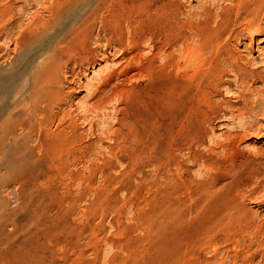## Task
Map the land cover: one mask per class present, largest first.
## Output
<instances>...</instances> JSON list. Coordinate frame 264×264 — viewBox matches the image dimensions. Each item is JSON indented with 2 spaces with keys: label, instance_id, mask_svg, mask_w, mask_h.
<instances>
[{
  "label": "rangeland",
  "instance_id": "1",
  "mask_svg": "<svg viewBox=\"0 0 264 264\" xmlns=\"http://www.w3.org/2000/svg\"><path fill=\"white\" fill-rule=\"evenodd\" d=\"M233 6L0 0V264H183V196L191 181L232 194V183L251 178L245 201L264 227V82L242 87L222 64L232 76L217 93L198 95L214 111L184 129L160 119L153 85L133 70L165 43L155 32L168 25L175 71L186 70L184 57L200 45L195 30L204 9L214 27ZM235 29L240 40L228 41L232 52L264 74V33ZM114 68L131 69V78L101 87L99 77ZM247 91H257L255 107L242 103ZM210 248L200 251L204 264L216 263ZM254 249L235 251L237 259Z\"/></svg>",
  "mask_w": 264,
  "mask_h": 264
},
{
  "label": "bare ground",
  "instance_id": "2",
  "mask_svg": "<svg viewBox=\"0 0 264 264\" xmlns=\"http://www.w3.org/2000/svg\"><path fill=\"white\" fill-rule=\"evenodd\" d=\"M233 4L234 6L228 12L218 15V23L214 27L210 25L211 10L204 9V23L195 30L200 42L199 48L184 57L183 62L189 64V68L181 72L175 71L173 61L175 30L172 27L174 26L168 25L162 31L158 29L155 32L156 37L160 35L165 37V43L163 41L159 46L152 48L150 51L152 57L146 60L142 66L140 65L139 70H133H135L137 77L138 74H143L153 85L151 86L150 96L153 97L155 102H158L156 103L155 112L160 119H167L171 123L181 122L184 129L186 127L190 129L193 120L197 119L198 121L199 115L214 111L210 101H201L198 95L204 94L207 90L209 94L217 93L219 85L226 81L223 77L232 76L233 74L235 81L242 82L241 86L248 82H264V74L255 72L256 70L249 71L246 62L232 52L228 43V41L239 42L240 36L235 29L238 26H241V30L248 36L264 33V27L260 25V23L262 24L260 21L264 20V0H233ZM181 38L184 39V36H181ZM137 49L134 51L136 52ZM136 63L134 64L137 65ZM222 64L228 65L232 70V74L226 72L227 69H224ZM135 67L137 68V66ZM135 67L131 66V68ZM126 68L128 69L127 66ZM112 69L110 72L107 71L108 73L104 76L102 74V78L99 77L101 81L97 80L101 87H105L113 81H119L120 84H117V87H119L122 82L131 78V69ZM98 93H101V91H98ZM242 94V103L250 105L251 108L255 107L257 91ZM116 95L121 96L119 93H116ZM151 100L149 99V101ZM259 115L264 116V112ZM185 132L187 131L185 130ZM262 158L264 161V156ZM257 175L259 176V174ZM240 181H238L239 184L232 183L236 186L235 189H231L232 194L221 193V187L216 189L214 186L201 182L188 181L183 196L184 203L182 202L187 233L183 264H204V259L202 260L200 257V251L207 247H211V253L215 255L214 258L212 256L211 258L217 264H237L239 259H241L239 264H252L257 257H260L259 264H264V252H260L262 255L259 253L260 256L259 254L257 256L258 249H264L263 222L258 221L256 216L248 209L245 201L248 194L243 191L244 186H249L252 183V179L241 180L240 178ZM233 189L234 191H232ZM247 200H250V198ZM262 203L264 205V201ZM247 247H254L255 251L249 253L246 250L243 252V249H248ZM241 250H243V253L240 254L241 258L237 259V253L239 252L236 253L235 251ZM222 253L229 257L227 261L225 260V263L217 258ZM211 263L213 262L211 261Z\"/></svg>",
  "mask_w": 264,
  "mask_h": 264
}]
</instances>
